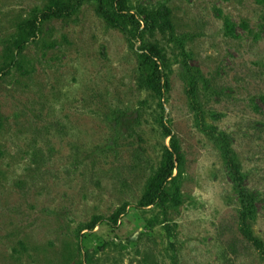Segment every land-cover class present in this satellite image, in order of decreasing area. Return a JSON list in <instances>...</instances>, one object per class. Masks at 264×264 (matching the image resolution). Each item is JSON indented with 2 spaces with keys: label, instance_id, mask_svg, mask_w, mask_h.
<instances>
[{
  "label": "rangeland",
  "instance_id": "obj_1",
  "mask_svg": "<svg viewBox=\"0 0 264 264\" xmlns=\"http://www.w3.org/2000/svg\"><path fill=\"white\" fill-rule=\"evenodd\" d=\"M258 242L264 0H0V264H264Z\"/></svg>",
  "mask_w": 264,
  "mask_h": 264
},
{
  "label": "trees",
  "instance_id": "obj_2",
  "mask_svg": "<svg viewBox=\"0 0 264 264\" xmlns=\"http://www.w3.org/2000/svg\"><path fill=\"white\" fill-rule=\"evenodd\" d=\"M53 14L55 15H61L62 11L57 8L54 10ZM106 19L108 23L112 26L118 25V20L116 16H106ZM156 22L158 19H155ZM32 26V29L29 31L30 27ZM20 35H19V47L24 46L29 38L34 37L37 34L38 28L36 25L26 22L24 23L20 28ZM161 52L157 48H153L150 51H148L147 54H145L142 57V68L143 73L145 76L142 79L141 86L147 89L148 91H151V93H154L156 95H161L162 93V86H161V72L158 68L157 60L162 59ZM187 77H188V93L190 95L191 100L195 103L196 96H197V88L195 83V76L191 74V70L187 69ZM228 166L229 169L233 175L234 183L237 184L238 187L241 188V193L244 195V197H247L246 192L241 186V179L239 170L236 164H234L232 158L228 155ZM174 162H173V154L169 153L167 158V164L165 167V170L163 173L159 176V178L154 181V183L151 185L149 193L145 199L144 204L146 206H151L154 204H165V201L167 199V193L165 191L164 185L168 182V180L172 177L173 170H174ZM249 215L250 212L246 215L244 218V226L247 232V236L249 238H252V232L250 230L249 223ZM259 243V242H258ZM262 248H264V245L262 243H259Z\"/></svg>",
  "mask_w": 264,
  "mask_h": 264
}]
</instances>
